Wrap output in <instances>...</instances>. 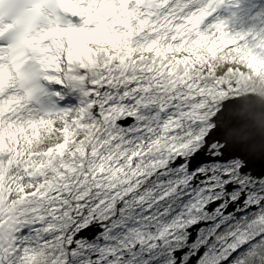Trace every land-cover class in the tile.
<instances>
[{
	"label": "snow or ice",
	"instance_id": "obj_1",
	"mask_svg": "<svg viewBox=\"0 0 264 264\" xmlns=\"http://www.w3.org/2000/svg\"><path fill=\"white\" fill-rule=\"evenodd\" d=\"M96 2L0 0V5H30L24 12L39 13L42 4H59L55 26L39 39L66 33L74 41L90 29L105 31L106 22L90 11ZM160 4L153 32L172 38V44L195 34L207 45L208 56L174 60L158 52L128 61L108 56L99 63L89 58L78 67L69 63L70 56L47 80L78 91L79 103L36 119L30 103L37 96L22 104L21 97L5 96L0 86V123L22 121L35 129V137L41 129L58 133L60 143L46 150L49 156L71 144L70 160L50 171L36 173L27 164L8 170L9 175L27 172L23 182L32 190L16 201L14 193L0 192V264H188V256L201 246L207 251L199 264H251L264 257V172L257 173L251 158L233 143H220L228 139L219 123L224 110L211 113L219 93L237 85L234 68L216 75L213 62L233 63V55L239 59L245 52L264 54V40L258 51L239 44L221 23L202 31L212 5L197 7L198 0ZM155 44L152 40L145 48L152 52ZM5 135L0 128V168L12 163ZM12 139L18 153L20 138ZM205 152L209 160L194 166ZM225 153L233 158L222 163ZM238 204L241 218L225 215ZM205 222L210 226L178 261L176 253L188 247L190 231ZM222 226L228 230L219 236Z\"/></svg>",
	"mask_w": 264,
	"mask_h": 264
},
{
	"label": "clouds",
	"instance_id": "obj_2",
	"mask_svg": "<svg viewBox=\"0 0 264 264\" xmlns=\"http://www.w3.org/2000/svg\"><path fill=\"white\" fill-rule=\"evenodd\" d=\"M25 7H31L30 5H0V37H4L6 47L0 49V69H7V82L3 86V94L8 96L9 94H15L21 97V103L29 101L30 96H37L41 90H43L44 81H47L50 71L58 67L60 64H64L65 61L71 60L69 63L74 66H79L80 62L88 63L89 58L92 60L102 62L108 56H123L126 61L131 59H139L142 55H145L143 49L152 40H159V47L161 51L164 50V45L168 43L157 31L153 32V19L154 13L157 8H161L162 5L158 0H143V3L136 4L135 0H131L129 7L136 11L135 18L131 19V27L124 25H116L113 31L123 33L118 41H116V47L108 42V39L103 36H97L98 43L89 42L88 47L95 49V54L81 47L80 40H74L71 44V49L75 51L66 52L65 49L69 48L68 36L65 33L63 36L46 37L41 40L39 37L45 36L46 32L53 26H55L56 13L60 11L59 4L46 5L42 11L36 12H24ZM103 5L97 0L96 3L90 5V11L93 14L102 15L101 9ZM83 9V6H82ZM143 13L141 14V11ZM88 13L85 12V16ZM111 19V18H109ZM137 20L144 22V26L141 27L137 23ZM89 27H95V23L89 25ZM142 35H147L148 40H143ZM84 37H81L83 39ZM199 37L195 34L188 37L184 47L187 48L193 41ZM35 45V47H33ZM194 46V45H193ZM107 50V51H105ZM154 51V50H153ZM198 51L203 56H208L207 45L199 48ZM131 53V55H129ZM153 52H148L146 55H152ZM171 59L175 56L189 55L186 51H173L167 53ZM79 57V59H77ZM195 58V57H193ZM216 68L223 67L220 60L213 62ZM235 68L236 65L231 66ZM243 70V69H242ZM36 119L39 116L32 114ZM23 127L24 131H19L20 127ZM0 128L4 130L5 143L12 147V136L19 137L21 140L25 138H31L32 146L28 147L27 144L23 146L28 148V151L43 153L49 147L60 143L59 134L49 135L45 129L40 130V136H33L35 129H30L27 123L22 121H15L9 125L7 120L0 123ZM53 152L47 157L48 160H52ZM38 160H44V155H38ZM63 161L70 160L67 153L63 158L56 157L53 161L55 166H59ZM44 171H50L49 168H45ZM38 183L41 181H37ZM32 189H28L30 192ZM251 264H264V257H257Z\"/></svg>",
	"mask_w": 264,
	"mask_h": 264
},
{
	"label": "rangeland",
	"instance_id": "obj_3",
	"mask_svg": "<svg viewBox=\"0 0 264 264\" xmlns=\"http://www.w3.org/2000/svg\"><path fill=\"white\" fill-rule=\"evenodd\" d=\"M87 35L89 37H93V36H98L99 34L96 35L94 33H90L89 32V34H87ZM102 35L105 36L108 40L111 38V36L108 38L109 33L105 32V31H103ZM69 42H72V40H70ZM89 42L98 43L100 41H98L97 38H96L95 42H93V41H88L87 42V50L91 51V52H93V54H95V49H90L88 47ZM112 46L116 47V43L112 44ZM155 49H156L155 47H153L151 49L153 54H154ZM105 51H107V50H105ZM148 51L149 50H147L146 48L143 49V52L145 53V55L148 53ZM180 51H186V52L189 53V55H185V56H182V57L180 56L181 59H184V60H188L191 57H196L198 59L199 55L202 54V53L199 52L198 55H196L189 48L188 49L182 48ZM177 52H179V51H177ZM172 59H174V60L177 59V56L173 55ZM263 59H264V54L258 53L256 56H252L249 52H246L243 57H241L239 59L238 58H234L232 60L233 63L228 62V64H230V67L233 64L236 65V67L234 68L235 72H234V74L232 76V79L237 81V85H236L235 89H231L230 91L219 93V99H217L215 103H221V101L224 100L227 97H233V96L240 95V94L247 93V92H257L258 94H261L262 96H264V60ZM222 65L224 66V64H222ZM222 69H223V67L214 69L215 74L217 75L218 72H220ZM211 113H212V110H211ZM68 138L71 139V136H69ZM29 142H32L31 138H25L24 140L20 141V143H19L20 147H19V150H18V153H17V164L20 163V159L23 158L26 150L28 149V148H25L23 145L24 144H30ZM12 144L13 145H17V143L13 139H12ZM206 154L208 155L207 152H206ZM17 164L14 167V169L17 168ZM13 172L15 174H17V171L14 170ZM6 179H7V181H12L13 182V186L11 185V190L7 191V192L14 193L12 195V197H11V199H13L14 196L17 195V192H16L17 191V187H18L17 186L18 185L17 184V177L15 179L12 175H9V176L6 177ZM241 207H242V204L234 205V208L232 209V211H227L226 210L225 215H227L229 213L237 214V218H241L243 216V212H238L237 211V209L241 208ZM232 223L234 224L235 221L232 222ZM204 227H205V225H202L199 229H206ZM223 229H224L222 231L223 233L219 232V236L224 235L227 232V230H228L227 228H224V227H223ZM197 230L195 229L194 230L195 234L191 238H189L188 247L180 249L181 254H180V257H179L178 261L182 262L183 258L185 257V255H188V253H189V251L191 249V246L196 243V241L199 238L200 233H201V230H199L198 233H197ZM212 240H214V239H212ZM217 245H218V242H217ZM206 251L207 250H206L205 247H202V246L199 247L198 251H196L194 254L188 256V264H191V263L192 264H199L200 259L204 256ZM197 252L199 253V257H198L197 260H194L192 257Z\"/></svg>",
	"mask_w": 264,
	"mask_h": 264
},
{
	"label": "water",
	"instance_id": "obj_4",
	"mask_svg": "<svg viewBox=\"0 0 264 264\" xmlns=\"http://www.w3.org/2000/svg\"><path fill=\"white\" fill-rule=\"evenodd\" d=\"M243 98L233 100L241 101ZM235 103L224 108L221 117V127L228 139H222L227 144L233 143L240 152L250 158L256 172H264V104L256 97H247V101ZM227 104V103H225ZM225 106V105H224ZM233 158L226 153L225 159ZM249 168V170H253Z\"/></svg>",
	"mask_w": 264,
	"mask_h": 264
},
{
	"label": "bare ground",
	"instance_id": "obj_5",
	"mask_svg": "<svg viewBox=\"0 0 264 264\" xmlns=\"http://www.w3.org/2000/svg\"><path fill=\"white\" fill-rule=\"evenodd\" d=\"M111 6H112V4H111ZM101 17V16H100ZM105 21V20H104ZM106 22V24H107V21H105ZM116 32H118V31H116ZM111 39H115V37H112ZM86 40H87V38L85 37L81 42H80V45H82V46H86ZM108 42L110 43V41L108 40ZM174 46V45H173ZM175 47V49L176 48H180V47H182L181 45H178V46H174ZM0 70H3L4 71V75L3 76H0V86H4L5 84H6V82H7V75H10L9 73L6 75V73H7V69H6V66H5V68H3V69H0ZM54 131H55V129H54ZM30 144H28V147H31L32 146V142H29ZM6 144V143H5ZM7 146H9L8 144H6ZM14 157H16V154L15 155H13L12 156V161H13V159H14ZM12 169V167H11V164H8V163H5L4 165H3V169L1 168L0 169V179L2 180V181H0V192H7L6 190L7 189H9L10 188V186L8 185L9 184V182H7V179H6V175H8L9 174V172H8V170L9 169Z\"/></svg>",
	"mask_w": 264,
	"mask_h": 264
}]
</instances>
